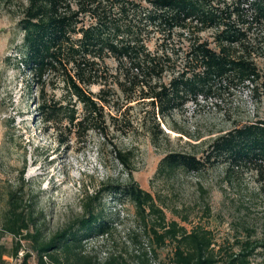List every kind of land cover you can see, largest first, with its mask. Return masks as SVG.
I'll use <instances>...</instances> for the list:
<instances>
[{"label":"trees","instance_id":"obj_1","mask_svg":"<svg viewBox=\"0 0 264 264\" xmlns=\"http://www.w3.org/2000/svg\"><path fill=\"white\" fill-rule=\"evenodd\" d=\"M142 1L149 6L145 12L138 10L135 0H25L21 5L23 34L18 56L36 89L37 119L54 132L59 147L79 145L88 132L97 131L113 147L119 162L127 165L129 153L118 150L113 137L143 129L147 123L146 133L155 143L166 136L160 124L189 98L196 99L205 84L228 79L251 83L254 90L264 93V81L257 83L260 76L251 53L264 37L248 38L254 26L264 25V0ZM212 27L217 28L212 35L214 48L201 37ZM57 85L62 92L59 98L47 90ZM93 85L99 87L96 93L89 90ZM136 107H140V122L134 125L130 112ZM169 127L176 130L172 124ZM225 151L260 166L264 120L214 139L200 156L167 153L156 173L199 172ZM110 189L133 205L157 245L171 242L169 264L216 263L208 230L187 231L176 221L166 220L153 195L134 180ZM21 203L11 197L3 213L0 229L12 235L14 242L10 248L0 244V264L4 256L29 264L31 254L38 264H46L45 256L61 264V252L70 264H129L121 256L100 263L83 254L82 241L109 231L91 202L84 205L77 231L71 232L69 225L48 239L41 237L39 227L30 231L34 218L25 216ZM22 240L29 249L18 257ZM245 248L229 255L226 264H247L254 247Z\"/></svg>","mask_w":264,"mask_h":264},{"label":"rangeland","instance_id":"obj_2","mask_svg":"<svg viewBox=\"0 0 264 264\" xmlns=\"http://www.w3.org/2000/svg\"><path fill=\"white\" fill-rule=\"evenodd\" d=\"M24 1L0 0V224L12 197L22 202L25 216L34 218L30 231L39 227L41 237L48 239L69 225L71 232L77 231L85 215L84 205L91 202L109 231L82 241L83 254L100 263L110 256H121L129 264H169L171 242L157 245L136 217L133 205L110 189L134 180L153 195L166 220L176 221L187 231L194 227L209 231L215 264H226L229 255L245 251L248 244L254 248L247 264H264L263 161L257 166L225 151L199 172L177 170L168 176L156 173L159 160L167 153L200 156L214 139L264 120L261 89L256 91L247 82L215 80L160 124L166 136L155 143L146 133L147 123L145 128L137 127L127 135H115L113 142L118 150L129 153L127 165L119 162L113 147L97 131L88 132L79 145L59 147L54 132L37 119L36 89L18 56ZM135 2L139 11L148 10L146 2ZM216 31L212 27L201 33L213 48L212 35ZM257 37H264V25L248 31L249 40ZM251 53L260 83L264 81V42ZM98 89L95 85L89 88L92 93ZM47 90L57 98L62 93L59 85L53 91L50 87ZM130 117L137 125L140 107L133 108ZM170 124L176 130H171ZM13 242L14 237L0 229V244L10 248ZM21 245L18 257L29 249L25 240ZM58 255L61 264H70L63 252ZM44 261L56 264L46 256ZM28 263L38 264L34 254ZM3 264H17V259L4 256Z\"/></svg>","mask_w":264,"mask_h":264}]
</instances>
